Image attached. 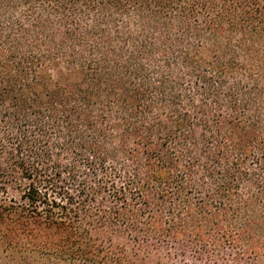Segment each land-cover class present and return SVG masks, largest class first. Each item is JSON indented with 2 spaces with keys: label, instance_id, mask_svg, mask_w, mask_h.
Wrapping results in <instances>:
<instances>
[{
  "label": "trees",
  "instance_id": "trees-1",
  "mask_svg": "<svg viewBox=\"0 0 264 264\" xmlns=\"http://www.w3.org/2000/svg\"><path fill=\"white\" fill-rule=\"evenodd\" d=\"M163 250L264 264V0H0V264Z\"/></svg>",
  "mask_w": 264,
  "mask_h": 264
},
{
  "label": "rangeland",
  "instance_id": "rangeland-1",
  "mask_svg": "<svg viewBox=\"0 0 264 264\" xmlns=\"http://www.w3.org/2000/svg\"><path fill=\"white\" fill-rule=\"evenodd\" d=\"M129 253H131V250H129ZM156 254L161 260V264H213L208 261H195L194 255L191 253H188L186 256H182L179 251L167 253L163 250ZM243 264H246V262Z\"/></svg>",
  "mask_w": 264,
  "mask_h": 264
}]
</instances>
